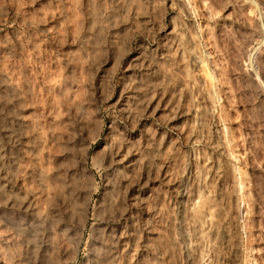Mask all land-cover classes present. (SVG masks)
Returning <instances> with one entry per match:
<instances>
[{
	"label": "rangeland",
	"instance_id": "obj_1",
	"mask_svg": "<svg viewBox=\"0 0 264 264\" xmlns=\"http://www.w3.org/2000/svg\"><path fill=\"white\" fill-rule=\"evenodd\" d=\"M0 264H264V0H0Z\"/></svg>",
	"mask_w": 264,
	"mask_h": 264
}]
</instances>
